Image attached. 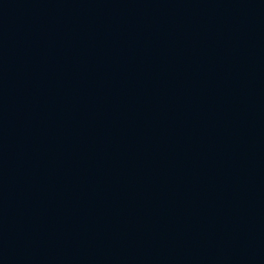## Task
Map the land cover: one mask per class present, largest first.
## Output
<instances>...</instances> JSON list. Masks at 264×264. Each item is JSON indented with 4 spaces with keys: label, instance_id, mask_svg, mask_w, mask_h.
<instances>
[{
    "label": "water",
    "instance_id": "water-1",
    "mask_svg": "<svg viewBox=\"0 0 264 264\" xmlns=\"http://www.w3.org/2000/svg\"><path fill=\"white\" fill-rule=\"evenodd\" d=\"M0 264H264V0H0Z\"/></svg>",
    "mask_w": 264,
    "mask_h": 264
}]
</instances>
